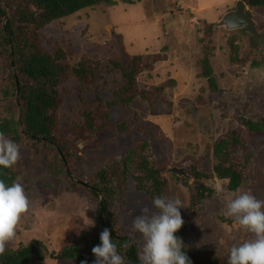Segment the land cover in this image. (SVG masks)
Returning <instances> with one entry per match:
<instances>
[{
	"label": "rangeland",
	"instance_id": "rangeland-1",
	"mask_svg": "<svg viewBox=\"0 0 264 264\" xmlns=\"http://www.w3.org/2000/svg\"><path fill=\"white\" fill-rule=\"evenodd\" d=\"M116 1L114 6L70 17L63 25L53 24L43 33L47 50L61 45L70 52L72 63L90 55L101 61L102 70L94 85L82 88L71 80L63 85L62 104L56 113L57 142L38 145L33 155L20 149V158L30 156V160L16 183L23 186L30 206L19 221L14 240L5 249L38 240L57 253L83 232L93 231L100 209L93 193L107 185L97 177L106 170L114 190V220L135 241L140 253L143 238L133 230L132 222L141 214V208H152V200L138 190L133 175L144 176L138 168L145 156L152 158L153 168L166 170L163 177L168 180L167 196L185 204L180 212L189 225L190 244L210 264L215 258L227 264L232 245L251 238V234L224 215L228 181L213 175L218 161L214 151L217 143L232 138L234 133L243 140L250 149L245 172L250 177L241 190L264 200V136L247 131L240 119L264 115V46L261 50L246 49L249 36L237 29L229 32L226 25H221L227 15L235 12L237 0ZM256 19L264 42V13ZM207 23L215 28L207 32ZM233 36L235 43L231 44ZM204 40H210V48H215L209 64L218 91L203 75L207 59ZM150 55L161 59L149 62ZM109 60L135 72V87L128 95L141 94L127 106L105 104L125 82L122 71L108 74ZM5 63L0 55V86L7 74ZM1 98L0 115H5ZM85 118L91 123L88 128ZM140 149L143 152L139 156ZM128 156L132 157L126 162ZM193 167L210 175L203 183L215 192L199 216H191V193L182 181L184 175L194 173ZM172 169L186 172L179 176L170 172ZM218 185L223 192L216 190ZM103 200L101 194L100 203ZM219 217L227 223L222 225ZM91 221L94 226H89ZM44 264L74 263L47 259Z\"/></svg>",
	"mask_w": 264,
	"mask_h": 264
},
{
	"label": "trees",
	"instance_id": "trees-1",
	"mask_svg": "<svg viewBox=\"0 0 264 264\" xmlns=\"http://www.w3.org/2000/svg\"><path fill=\"white\" fill-rule=\"evenodd\" d=\"M239 1L249 7V11L246 14L250 15L258 28L256 16L264 13V0H237L235 4ZM0 3L2 4L0 6V25L5 23V27L2 26L0 28V55L7 62L4 64L7 74L0 86V95H2L5 103V115H0V132H3L9 139L19 144L20 149H25L29 152V155H33L34 153L36 154L38 145L44 142V144L57 142L59 126L56 113L62 104L60 93L63 90V85L70 80L78 82L82 88H85L86 85H94L100 70H102L101 61L90 57V55L85 54L77 62L72 63L69 61L70 52L61 45L58 44L52 51L47 50L43 46V33L53 24L60 23L63 25L65 24L64 21L70 17L77 16L90 9L95 10L96 8L114 6L117 1L0 0ZM233 10H236V8ZM206 27L207 32L210 31L208 29L215 28V26H211L208 23ZM226 30L232 33L235 32L228 28ZM237 31L249 36L250 44L247 45L246 49L261 50V46H264L262 38L256 39L243 29H237ZM204 42L207 45L205 50L207 59L204 60L203 75L208 79L210 86L218 91L213 68L209 64V55L212 54L215 48H210V40H204ZM230 43H235L234 36L231 38ZM162 52H167V50ZM156 56L150 55L148 61L150 62L153 59L156 62L161 59L160 57L156 59ZM139 60L140 58L134 59V61ZM108 64L110 65L107 66V69H109L108 74L122 71L125 82L121 90L118 89L113 95L112 101H109L110 103L105 102V104L109 107L131 104L141 94L135 92L132 95H128L132 88L135 87V72H128L120 62L114 60H109ZM255 65L257 67L260 63ZM142 99L144 101L147 100L145 95L142 96ZM84 114L86 115V112ZM240 119L247 131L257 134V137L264 136V115L257 119H244L243 117ZM85 122V127L88 128L91 123L87 118H85ZM24 144L27 145L21 148ZM59 152L61 153L63 150L61 149ZM142 152V149H140L139 156L140 154L142 155ZM249 152L248 146L243 143V140L236 137L235 133L232 138L216 144L214 155L218 161L213 175L220 180L228 181L227 190L229 192L245 187L250 177L249 172L245 176V172H247L246 160L248 159L247 156L250 155ZM131 157L128 156L126 162H129ZM141 159L138 170L144 176L140 177L138 173L133 175L135 178L133 180L136 181L138 190L146 193L151 200L156 196H167L169 189L168 180L163 177V173L166 170L153 168L150 163L151 157L143 156ZM29 160L30 156L23 160L20 158L13 168H0V179H3L7 185L17 182L22 173V167ZM193 170L194 173L192 172V175H184L182 181L183 185H187L191 193L189 206L191 216H199L205 212L206 203L215 192L203 183V180L210 178V175H204L194 167ZM97 177L107 181V185L103 190L94 191L93 193L100 205L97 225L93 231L83 232L77 239L65 245L57 253L55 250H50L44 246L38 240H32L26 246H21L17 249L7 248L3 254H0V264H44L47 259L72 262L74 264H83L86 261L87 264H91L90 260L95 258L92 248L101 243L100 233L105 228L109 229L112 241L117 245L118 253L125 258V264H140L139 252L135 241L114 220L111 210V195L114 190L109 186L107 171L101 170ZM101 194L104 196L102 204L100 203ZM213 218L217 219L216 217ZM218 219L222 225H225L226 221H228L222 217ZM175 235L182 239L184 244L183 251L189 257L191 264H210L204 257L205 255L200 256L199 252H197L198 250L190 244L187 221H184L183 226ZM125 242L130 244L127 249L122 247ZM213 261L214 264H220L217 258Z\"/></svg>",
	"mask_w": 264,
	"mask_h": 264
},
{
	"label": "clouds",
	"instance_id": "clouds-1",
	"mask_svg": "<svg viewBox=\"0 0 264 264\" xmlns=\"http://www.w3.org/2000/svg\"><path fill=\"white\" fill-rule=\"evenodd\" d=\"M19 159L20 145L0 132V168L11 169ZM216 190L223 192L219 185ZM29 206L20 183L7 185L0 179V254L14 240L19 221ZM184 206L178 198L160 195L153 198L152 208H141V214L135 216L132 222L133 230L143 238L140 264H191L183 251L182 239L175 235L184 224L180 212ZM224 215L234 219L241 230L251 234V238L232 245L227 264H264V200L257 199L251 191L237 188L226 196ZM89 226H94V222L91 221ZM100 241L92 248L95 256L93 264H125V258L118 253L108 228L100 233ZM129 246L128 242L122 245L124 249Z\"/></svg>",
	"mask_w": 264,
	"mask_h": 264
},
{
	"label": "water",
	"instance_id": "water-1",
	"mask_svg": "<svg viewBox=\"0 0 264 264\" xmlns=\"http://www.w3.org/2000/svg\"><path fill=\"white\" fill-rule=\"evenodd\" d=\"M222 25H226V27L230 30L245 29L246 32L253 35L256 39L262 38L257 31L256 24L252 18L246 14V5L241 1L237 3L236 11L224 18ZM170 172H174L179 175L185 174L184 170L178 169H172Z\"/></svg>",
	"mask_w": 264,
	"mask_h": 264
},
{
	"label": "bare ground",
	"instance_id": "bare-ground-1",
	"mask_svg": "<svg viewBox=\"0 0 264 264\" xmlns=\"http://www.w3.org/2000/svg\"><path fill=\"white\" fill-rule=\"evenodd\" d=\"M132 4V3H131ZM134 4V3H133ZM252 8V7H251ZM93 10V9H92ZM250 16V15H249ZM204 24V23H203ZM180 28V27H179ZM209 30V29H208ZM210 33V32H209ZM166 48V47H165ZM207 56V55H206ZM202 63V62H201ZM2 64V63H1ZM151 72V71H150ZM204 72V71H203ZM206 80V79H205ZM146 89V88H145ZM169 90V89H168Z\"/></svg>",
	"mask_w": 264,
	"mask_h": 264
},
{
	"label": "flooded vegetation",
	"instance_id": "flooded-vegetation-1",
	"mask_svg": "<svg viewBox=\"0 0 264 264\" xmlns=\"http://www.w3.org/2000/svg\"><path fill=\"white\" fill-rule=\"evenodd\" d=\"M236 11V10H235ZM233 12V11H232ZM223 23V22H222ZM222 23H221V25H222Z\"/></svg>",
	"mask_w": 264,
	"mask_h": 264
},
{
	"label": "crops",
	"instance_id": "crops-1",
	"mask_svg": "<svg viewBox=\"0 0 264 264\" xmlns=\"http://www.w3.org/2000/svg\"><path fill=\"white\" fill-rule=\"evenodd\" d=\"M246 8H248V7H246ZM248 11H249V9H248Z\"/></svg>",
	"mask_w": 264,
	"mask_h": 264
},
{
	"label": "built area",
	"instance_id": "built-area-1",
	"mask_svg": "<svg viewBox=\"0 0 264 264\" xmlns=\"http://www.w3.org/2000/svg\"><path fill=\"white\" fill-rule=\"evenodd\" d=\"M179 8H181V7H179Z\"/></svg>",
	"mask_w": 264,
	"mask_h": 264
}]
</instances>
